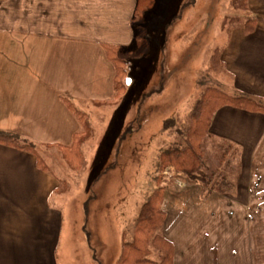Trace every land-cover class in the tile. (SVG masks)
Wrapping results in <instances>:
<instances>
[{
  "label": "rangeland",
  "instance_id": "obj_1",
  "mask_svg": "<svg viewBox=\"0 0 264 264\" xmlns=\"http://www.w3.org/2000/svg\"><path fill=\"white\" fill-rule=\"evenodd\" d=\"M15 1L0 0V125L38 123L47 139L66 147L73 143L77 117L43 119L47 107L56 100L59 110V96L68 94L89 116L92 133L81 168L69 166L58 145L41 144V137L23 135L21 142L36 146L48 174L59 181L53 200L61 225L57 262L117 264L123 241H133L139 211L156 190L160 151L182 142L175 129L162 131L165 121L175 119L179 128L188 123L201 83L233 95L225 88L224 69H211V57L228 46L245 15L236 0H155L145 22L136 21L138 41L127 51L126 92L115 101V69L106 51L36 36L23 23H9V13H18ZM93 98L110 101L96 105ZM221 146L208 141V162L234 182L241 156ZM177 175L167 170L164 183Z\"/></svg>",
  "mask_w": 264,
  "mask_h": 264
},
{
  "label": "crops",
  "instance_id": "obj_2",
  "mask_svg": "<svg viewBox=\"0 0 264 264\" xmlns=\"http://www.w3.org/2000/svg\"><path fill=\"white\" fill-rule=\"evenodd\" d=\"M13 3L18 13H9V23H23L30 34L105 51H129L137 45V0ZM243 14L245 21L255 20V29L246 34L244 23L232 29L222 52L224 84L233 95L264 101V0H248ZM67 95L59 96V110L56 100L47 107L43 119H73ZM93 99L96 105L110 101ZM74 129L71 126L73 139L79 124ZM0 132L20 138L32 134L41 137V144L62 146L47 139L38 123L15 126L4 121ZM211 135L241 156L234 191L221 194L172 176L163 184L166 221L159 234L173 244L174 264H264V114L224 107L214 117ZM58 187V179L39 170L33 155L0 145V264H61L56 259L60 212L53 203ZM152 254L156 263L165 258L157 249Z\"/></svg>",
  "mask_w": 264,
  "mask_h": 264
},
{
  "label": "trees",
  "instance_id": "obj_3",
  "mask_svg": "<svg viewBox=\"0 0 264 264\" xmlns=\"http://www.w3.org/2000/svg\"><path fill=\"white\" fill-rule=\"evenodd\" d=\"M154 3L155 0H137L134 17L135 25L137 20L141 24L145 22V15L153 8ZM234 5L243 13L247 12L248 0H236ZM255 25V20L253 19L245 21V33H252ZM138 26L141 27L140 24ZM106 51L107 57L115 69V97L113 100L119 101L126 92V63L130 54L117 47H108ZM222 52L223 50H216L211 57V69L215 73L224 68ZM200 86L201 94L190 112L188 123L184 127L179 128L175 119L165 121L162 131L167 132L170 129H175L182 142L174 143L160 151L155 177L153 178L156 190L148 197L139 211L135 220L133 241H123L117 264H174L173 244L159 234V230L166 221V214L163 210L165 194L163 175L167 170L173 171L193 183L201 184L205 188L209 187L213 192L225 194L231 192L234 188V182L226 176L215 172L208 162L206 144L212 138L211 128L214 117L224 107L264 114V101L244 94L230 95L217 87L207 86L205 83H201ZM66 103L77 117L80 130L75 134L72 145L66 147L58 145V147L64 153L62 155L63 159L69 166L74 164L77 168H81L84 157L83 146L90 137L89 134L92 133V128L89 116L86 113L77 111L70 101L66 100ZM0 145L33 155L36 158L37 168L48 173L47 165L33 143L21 142V138L17 135L0 132ZM218 149L228 153L233 150V146L224 142L223 146L218 147ZM151 247L165 254V258L161 263H156L149 258Z\"/></svg>",
  "mask_w": 264,
  "mask_h": 264
}]
</instances>
